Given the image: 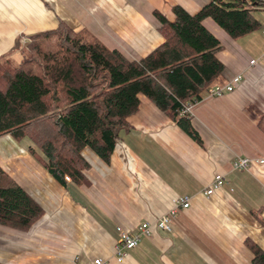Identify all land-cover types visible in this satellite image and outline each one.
Here are the masks:
<instances>
[{"label": "crops", "instance_id": "1", "mask_svg": "<svg viewBox=\"0 0 264 264\" xmlns=\"http://www.w3.org/2000/svg\"><path fill=\"white\" fill-rule=\"evenodd\" d=\"M210 0H0V60L21 57L29 35L65 22L88 28L107 47L141 59L164 38L154 10L174 19L172 6L198 12ZM261 27L234 38L215 20L204 25L221 41L225 70L215 83L242 80L223 95L193 104L191 137L148 97L129 117L110 161L91 148L83 155L90 167L86 182L55 179L32 151L11 135L0 137V165L44 208L28 230L0 225V261L8 264H253L255 248L264 251V163L235 169L240 158H264V131L254 109L264 113V6L253 7ZM18 44V46H17ZM252 60H256L252 63ZM251 106L254 107L251 108ZM222 187L207 195L216 174ZM180 206L172 232L158 227L128 249L123 261L115 251L120 232L133 233ZM256 246L253 248V246Z\"/></svg>", "mask_w": 264, "mask_h": 264}, {"label": "trees", "instance_id": "2", "mask_svg": "<svg viewBox=\"0 0 264 264\" xmlns=\"http://www.w3.org/2000/svg\"><path fill=\"white\" fill-rule=\"evenodd\" d=\"M255 6L248 0H210L190 13L174 4L173 20L156 9L164 41L141 59L65 22L29 35L18 62L0 60V137L29 138L30 149L40 151L55 179L65 183L69 175L84 183L90 163L83 149L110 161L143 94L201 143L192 113L184 110L202 100L225 70L218 57L223 45L204 21L212 18L238 38L261 27ZM254 111L264 131V113ZM44 213L0 165V225L25 231ZM253 264H264L261 248H255Z\"/></svg>", "mask_w": 264, "mask_h": 264}, {"label": "built area", "instance_id": "3", "mask_svg": "<svg viewBox=\"0 0 264 264\" xmlns=\"http://www.w3.org/2000/svg\"><path fill=\"white\" fill-rule=\"evenodd\" d=\"M249 2H255L259 6H264V0H248ZM256 60H252V63H255ZM242 80L241 74H236L232 77V79L221 85H214L210 87L207 91L209 96H219L224 93L232 91L237 84H239ZM193 105H189L184 112H191ZM264 163V158H240L238 161L234 163L235 169H247L254 163ZM67 181H71V177L69 175L65 176ZM225 177L223 174H216L212 184L206 189L205 193L207 195H211L218 188L222 187L224 184ZM175 206L173 209L167 211L163 215H161L155 222L144 221L138 225V228L135 232L130 233L128 231L120 232L119 241L116 245L115 251L117 254V259L119 261H123L125 257L128 255L127 250L136 247L143 237H150L153 235V231L155 227H158L166 232H172L174 226V217L180 206L184 208H188L190 206V197L181 196L174 199ZM94 264H107V261L103 258H96Z\"/></svg>", "mask_w": 264, "mask_h": 264}, {"label": "rangeland", "instance_id": "4", "mask_svg": "<svg viewBox=\"0 0 264 264\" xmlns=\"http://www.w3.org/2000/svg\"><path fill=\"white\" fill-rule=\"evenodd\" d=\"M256 14H257L258 16H260L261 18H263V16H264V10H258V11H256ZM20 59H21L20 56H14V55H12V56L10 57V61H11L12 63H13V62H18ZM4 60H7V59H4ZM7 61H8V60H7ZM22 144L29 146V145H30V140H29V138H25V139H23V140H22ZM9 146H10V144L7 142V140H0V148L7 149ZM0 153H1V151H0Z\"/></svg>", "mask_w": 264, "mask_h": 264}]
</instances>
